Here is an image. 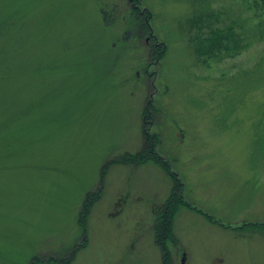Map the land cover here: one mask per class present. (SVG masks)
<instances>
[{"label":"rangeland","instance_id":"1","mask_svg":"<svg viewBox=\"0 0 264 264\" xmlns=\"http://www.w3.org/2000/svg\"><path fill=\"white\" fill-rule=\"evenodd\" d=\"M252 15L239 0H0V264H264ZM229 25L248 49L202 55ZM146 131L169 174L131 163Z\"/></svg>","mask_w":264,"mask_h":264},{"label":"trees","instance_id":"2","mask_svg":"<svg viewBox=\"0 0 264 264\" xmlns=\"http://www.w3.org/2000/svg\"><path fill=\"white\" fill-rule=\"evenodd\" d=\"M240 4L250 10L253 15L251 16L255 23V34L256 38H264V0H239ZM236 25V24H234ZM236 26H225L223 29H211L210 38H204L201 40L202 44L207 47L203 50L202 55L212 56L217 52L218 55L223 58L233 57L241 54L243 51L248 49L249 44L245 41V32H237L234 28ZM241 29H243L241 27ZM200 44V43H199ZM157 53L161 51L160 47L156 48ZM146 123L152 119V112L148 108L144 113ZM157 137L150 135L147 131L144 133V144L143 149L140 153L135 154L130 158L131 163L134 164H146L148 162H154L159 164L160 167L164 166L165 171L168 172V167L163 163L161 157L156 152ZM180 189L182 184L177 181L172 196L169 198L167 203L162 209L160 214L159 225L157 228V236L160 242H163L170 233V225L172 214L180 197ZM90 198L88 199V203ZM87 203V204H88Z\"/></svg>","mask_w":264,"mask_h":264}]
</instances>
